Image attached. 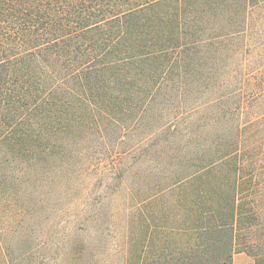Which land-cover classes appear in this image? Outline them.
I'll return each mask as SVG.
<instances>
[{"label": "trees", "instance_id": "1", "mask_svg": "<svg viewBox=\"0 0 264 264\" xmlns=\"http://www.w3.org/2000/svg\"><path fill=\"white\" fill-rule=\"evenodd\" d=\"M91 137L135 264H264V0H0V264Z\"/></svg>", "mask_w": 264, "mask_h": 264}, {"label": "rangeland", "instance_id": "2", "mask_svg": "<svg viewBox=\"0 0 264 264\" xmlns=\"http://www.w3.org/2000/svg\"><path fill=\"white\" fill-rule=\"evenodd\" d=\"M91 139L84 160L74 161L70 180L60 178L51 194L41 196L45 211L28 222L25 239L31 252L21 264H75L71 252L74 257L82 252L80 264H135V249L130 248V253L125 246L136 239L135 228L128 226L135 210L129 208L132 202L123 186L133 176L110 175L109 155H100L102 147L95 137ZM232 264L254 261L237 253Z\"/></svg>", "mask_w": 264, "mask_h": 264}]
</instances>
